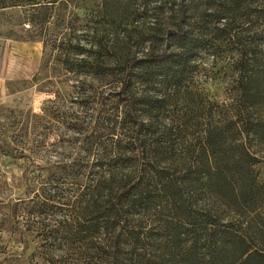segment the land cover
Returning <instances> with one entry per match:
<instances>
[{
    "label": "trees",
    "instance_id": "trees-1",
    "mask_svg": "<svg viewBox=\"0 0 264 264\" xmlns=\"http://www.w3.org/2000/svg\"><path fill=\"white\" fill-rule=\"evenodd\" d=\"M20 2L0 0V17ZM176 6L146 52L113 40L84 62L120 93L81 154L26 170L12 219L31 264H264V1ZM204 52L234 56L230 104L192 90Z\"/></svg>",
    "mask_w": 264,
    "mask_h": 264
},
{
    "label": "rangeland",
    "instance_id": "rangeland-1",
    "mask_svg": "<svg viewBox=\"0 0 264 264\" xmlns=\"http://www.w3.org/2000/svg\"><path fill=\"white\" fill-rule=\"evenodd\" d=\"M180 1L59 0L35 12L29 0H21L19 7L3 12L0 264H31L12 219V210L26 193V170L35 165L53 169L57 162L81 154L87 137L99 129L103 104L109 108L117 101L116 79L94 76L84 62H99L97 44L113 40L120 43V51L128 44L134 54L146 52L152 37L175 22L174 3ZM233 59L229 53L200 54L192 90L207 101L230 104L238 77ZM180 105L190 107L185 100ZM256 116L264 120V106ZM252 147L262 160L257 170L264 185V142Z\"/></svg>",
    "mask_w": 264,
    "mask_h": 264
}]
</instances>
